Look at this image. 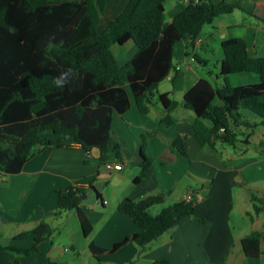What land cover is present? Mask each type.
Masks as SVG:
<instances>
[{
    "label": "trees",
    "instance_id": "obj_1",
    "mask_svg": "<svg viewBox=\"0 0 264 264\" xmlns=\"http://www.w3.org/2000/svg\"><path fill=\"white\" fill-rule=\"evenodd\" d=\"M164 2L126 0L117 15L98 30L106 0H0V172L18 173L34 152L60 146L62 139L78 143L87 153L94 146L101 153L116 150L110 136L113 113L121 114L134 105L146 114L152 97L166 109L160 122L173 123L171 111L176 102L167 93L158 92L157 86L173 68L174 45L187 35L185 54H189L205 24L221 14L245 8L242 0H188L184 9L164 24ZM246 11L252 13V7ZM128 40L137 50L119 66L111 47ZM221 47L223 58L215 75L220 84L202 77L183 95L184 106L195 114V138L200 146L212 149L218 142L233 148L238 142L248 144L254 129L264 126V56L250 55L244 40L237 37L223 40ZM63 72H69L68 82L57 88L52 80ZM241 72L256 73L258 81L233 85L230 75ZM216 99L219 103H214ZM46 133L57 138L48 139ZM151 134L140 137L142 161L133 182L150 168L152 158L145 154V146ZM171 145L188 156L184 136L175 134ZM163 195L123 198L118 210L131 218L137 230L109 248L89 242L92 254L114 252L128 240L143 251L184 216L200 224L209 223L194 211L192 198L173 202L152 214L150 208L161 203ZM85 199V189L77 185L57 191L56 215L79 211ZM9 222L0 217V225ZM52 231L50 224L40 221L11 236L14 240H32L31 247L0 248L28 255L37 250L40 241L49 239ZM88 231L84 227L86 234ZM259 236L251 233L240 239L246 256L260 254ZM227 252L213 264H224ZM8 264L20 261L14 258ZM94 264L104 263L97 259ZM148 264L170 263L168 259H155Z\"/></svg>",
    "mask_w": 264,
    "mask_h": 264
},
{
    "label": "crops",
    "instance_id": "obj_2",
    "mask_svg": "<svg viewBox=\"0 0 264 264\" xmlns=\"http://www.w3.org/2000/svg\"><path fill=\"white\" fill-rule=\"evenodd\" d=\"M125 1L106 0L98 30L117 15ZM187 3L188 0H165L164 24ZM242 4L245 9H234L205 24L197 37L200 42L194 41L189 54H185L187 35L174 45L173 68L157 86L158 92L167 93L176 102L171 111L172 124L160 122L166 109L152 97L146 114L134 105L121 114L113 113L110 136L116 150L96 158L78 143L62 139L60 146L34 152L18 173L0 172V217L11 221L3 224L10 225L11 231L3 233L0 245L31 247L32 240H14L11 236L40 221L53 229L50 238L40 241L37 250L28 255L0 248V264L14 258L20 264H94L97 259L104 264H148L155 259H168L170 264H213L227 250L224 264H264V140L254 143L250 139L258 126L249 143L235 147L233 153L219 142L214 149L202 147L192 128L195 114L183 104L184 93L199 78H208L203 76L201 66L207 68L213 62L219 71L223 40L241 38L250 55L264 56V0H242ZM248 7H252V13L246 11ZM127 44L128 52L116 54L112 50L119 66L137 50L132 40L121 45ZM205 71L211 73L208 68ZM229 78L233 85L258 81L254 72L231 74ZM216 102L219 103L217 99ZM245 114L257 119L249 112ZM146 132L152 133L145 146V154L152 162L148 172L133 182L142 161L140 137ZM175 134L185 137L187 157L172 147ZM45 135L57 138L52 133ZM106 160L120 162L122 168L107 169L103 166ZM72 185L85 189L86 199L79 211L66 210L56 215L57 191ZM158 193H164L163 201L150 208L152 214L190 194L194 211L209 223L200 224L184 216L143 251L128 240L114 252L92 254L89 242L109 248L137 230L131 218L118 210L123 198L138 200ZM84 227L89 229L87 234ZM251 233L260 235L261 252L257 257L246 256L241 247L240 239Z\"/></svg>",
    "mask_w": 264,
    "mask_h": 264
},
{
    "label": "rangeland",
    "instance_id": "obj_3",
    "mask_svg": "<svg viewBox=\"0 0 264 264\" xmlns=\"http://www.w3.org/2000/svg\"><path fill=\"white\" fill-rule=\"evenodd\" d=\"M209 24H206L205 26H208ZM131 43V42H130ZM111 49L113 50V52H115L116 54L118 53V51H122V50H124V51H126V52H128L129 51V45L127 44V45H124V46H122V45H119V44H113L112 45V47H111ZM202 67V69H203V72L201 71V70H199V71H201L202 72V74H203V76L204 75H206L208 78L210 77L211 78V81L212 82H214V83H217V84H220V79H217V80H215V75L218 73V67L216 68V66L214 65V63L213 62H211L208 66H207V68L209 69V70H211V73L209 74V73H207L205 70H207V68L206 67H204V66H201ZM214 103H217L216 102V100H214ZM239 137L240 138H243L244 137V134H240L239 135ZM250 139H251V142H254V143H256L258 140H264V126H258L256 129H255V131H254V133H253V135L250 137ZM246 144H244V143H241V142H238L237 143V146H240L241 148L242 147H244ZM223 146L229 151V152H231V153H233V150L235 149V148H233L231 145H229V144H223ZM248 146H250V145H248ZM252 146V145H251ZM11 231V226L10 225H0V238L6 233V232H10ZM4 233V234H3Z\"/></svg>",
    "mask_w": 264,
    "mask_h": 264
},
{
    "label": "clouds",
    "instance_id": "obj_4",
    "mask_svg": "<svg viewBox=\"0 0 264 264\" xmlns=\"http://www.w3.org/2000/svg\"><path fill=\"white\" fill-rule=\"evenodd\" d=\"M69 72H63L59 76L54 77L52 83L57 88H63L68 82Z\"/></svg>",
    "mask_w": 264,
    "mask_h": 264
},
{
    "label": "built area",
    "instance_id": "obj_5",
    "mask_svg": "<svg viewBox=\"0 0 264 264\" xmlns=\"http://www.w3.org/2000/svg\"><path fill=\"white\" fill-rule=\"evenodd\" d=\"M196 42H200V39L199 38H196L195 40ZM103 166L107 169H121L122 168V163L120 162H117V163H113L111 161H104L103 162ZM191 196L190 194H188L186 197H185V200H190Z\"/></svg>",
    "mask_w": 264,
    "mask_h": 264
},
{
    "label": "water",
    "instance_id": "obj_6",
    "mask_svg": "<svg viewBox=\"0 0 264 264\" xmlns=\"http://www.w3.org/2000/svg\"><path fill=\"white\" fill-rule=\"evenodd\" d=\"M91 154L96 157V158H99L100 155H101V151L98 147L94 146L92 149H91Z\"/></svg>",
    "mask_w": 264,
    "mask_h": 264
}]
</instances>
